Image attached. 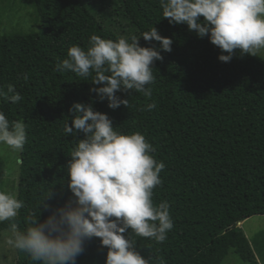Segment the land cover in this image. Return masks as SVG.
Here are the masks:
<instances>
[{
    "label": "trees",
    "instance_id": "obj_1",
    "mask_svg": "<svg viewBox=\"0 0 264 264\" xmlns=\"http://www.w3.org/2000/svg\"><path fill=\"white\" fill-rule=\"evenodd\" d=\"M31 4L38 29L0 35V88L12 84L23 97L18 103L0 97V111L10 122H24L27 133L16 194L24 206L13 220L0 222V233L13 225L25 232L34 214L43 221L74 199L67 165L85 134L66 136L63 127L66 121L71 126L70 109L79 102L107 114L118 132L143 134L155 149L151 155L165 164L152 199L169 204L173 229L162 243L129 232L149 264H221L229 252L257 264L237 224L264 215V57L237 49L230 62L220 61L221 49L207 35L162 17L159 0ZM152 27L172 39L170 52L140 36ZM93 34L114 41L140 36L141 46L161 52L150 97L118 91L129 106L112 109L90 91L98 87L91 77L56 71L68 49H87ZM152 103L151 111L140 110ZM107 251L100 238L86 239L75 264H106ZM16 252V264H40Z\"/></svg>",
    "mask_w": 264,
    "mask_h": 264
},
{
    "label": "clouds",
    "instance_id": "obj_2",
    "mask_svg": "<svg viewBox=\"0 0 264 264\" xmlns=\"http://www.w3.org/2000/svg\"><path fill=\"white\" fill-rule=\"evenodd\" d=\"M159 4L162 17L170 24H186L201 38L207 35L221 49L218 59L222 62H230L237 49L253 56L264 51V0H159ZM140 36L159 41L163 51L172 50V39L160 35L155 27ZM139 37L114 41L93 34L87 49L71 46L56 71H71L83 80L91 77L98 87L90 91L101 100L106 98L110 108L128 107L129 100L117 92L135 90L150 97L154 62L163 60L156 48L141 46ZM0 97L12 103L23 99L12 84L6 91L0 88ZM155 107L152 103L140 110ZM70 115L72 124L65 122L64 134H85L76 141L67 165L74 199L43 221L34 214L25 232L16 231L13 225L7 243L40 264H75L85 240L98 237L108 249L106 264H149L129 232L162 243L173 229L169 204L155 205L152 199L154 188L162 184L159 174L165 164L151 155L155 149L143 134L118 132L108 115L91 105L76 102ZM26 141L25 123L10 122L0 111V145L22 152ZM23 206L15 194L0 191V222L13 220Z\"/></svg>",
    "mask_w": 264,
    "mask_h": 264
},
{
    "label": "rangeland",
    "instance_id": "obj_3",
    "mask_svg": "<svg viewBox=\"0 0 264 264\" xmlns=\"http://www.w3.org/2000/svg\"><path fill=\"white\" fill-rule=\"evenodd\" d=\"M34 14L31 0H0V35L37 30ZM259 56L264 57V51ZM19 154L0 145V191L17 194ZM237 225L250 243L257 264H264V215L251 216ZM12 236L13 227L0 233V264H16V248L7 243ZM221 264L249 263L229 252Z\"/></svg>",
    "mask_w": 264,
    "mask_h": 264
}]
</instances>
